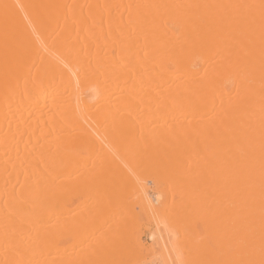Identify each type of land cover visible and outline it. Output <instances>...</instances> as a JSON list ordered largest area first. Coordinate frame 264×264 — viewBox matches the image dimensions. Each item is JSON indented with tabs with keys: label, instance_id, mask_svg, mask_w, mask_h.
<instances>
[{
	"label": "bare ground",
	"instance_id": "1",
	"mask_svg": "<svg viewBox=\"0 0 264 264\" xmlns=\"http://www.w3.org/2000/svg\"><path fill=\"white\" fill-rule=\"evenodd\" d=\"M152 197L180 264H264V0H0V264H141L63 247Z\"/></svg>",
	"mask_w": 264,
	"mask_h": 264
},
{
	"label": "rangeland",
	"instance_id": "2",
	"mask_svg": "<svg viewBox=\"0 0 264 264\" xmlns=\"http://www.w3.org/2000/svg\"><path fill=\"white\" fill-rule=\"evenodd\" d=\"M97 156V155H96ZM95 156V157H96ZM95 158L93 155H90V157H88L87 159L88 160H84L83 158H81V159H79V160H82L81 162H85V161H88V163H90V161L92 162L91 164L93 165V161H94V159L93 158ZM77 159V160H78ZM91 159V160H90ZM96 159V158H95ZM78 160V161H79ZM90 160V161H89ZM87 165L86 166H84V167H86V169H88L89 167L91 168L92 166H90V164H88L87 162H85ZM89 168V169H90ZM74 173H76V172H70V176L71 177H69V174H67V175H64L62 178H64V182H66V180L68 179L69 180V178H72V179H70L71 181L73 180V177H75L74 179H76L75 181L73 180V183L75 184H77L78 183V185H81V183L83 182H79L77 179H79V178H77V176H79V174L81 173V171L79 172H77V173H79V174H76V176L74 175ZM69 177V178H67V179H65L66 177ZM62 178H60V180H62ZM81 179H83V178H81ZM67 180V181H68ZM80 180V179H79ZM84 180V179H83ZM103 180H105V179H103ZM107 180V179H106ZM59 181V180H58ZM71 181H68V182H66V183H70ZM81 181V180H80ZM66 183H63V184H66ZM72 183V184H73ZM72 184H68L69 186L71 185L72 187H74ZM76 184H75V186H76ZM144 184H146V186H147V184H148V188H152L151 189V191L153 190V185H151L152 183L150 182L149 183V181L148 182H145ZM67 185V184H66ZM152 186V187H149V186ZM68 189L66 190V192H67V194H68V190H69V187H67ZM79 188V187H78ZM123 188V187H122ZM71 190L73 191V189L71 188ZM71 190L69 191V192H71ZM75 191H76V189H75ZM155 191V190H154ZM73 193V192H72ZM71 193V194H72ZM75 193V192H74ZM63 194V196H64V199H65V197H67L68 198V195L70 194ZM67 195V196H66ZM76 194H74V195H72V199H73V197H77V196H75ZM61 198V199H60ZM59 198V200L57 199V201H60V202H62V200H63V204H64V199H63V197H60ZM67 198H66V200H67ZM70 198V197H69ZM68 198V199H69ZM74 198V199H75ZM78 199H75V200H73V201H80V199H79V197H77ZM153 198V202H157V200L155 201V198L154 197H152ZM71 199V198H70ZM65 200V203H67V202H69V204H68V206L69 207H71V209H72V211L73 210H75L76 209V207L74 208L73 206L75 205V204H77L78 205V202L77 203H75V202H72V204H73V206H71V204H70V200L68 201H66ZM151 200V199H150ZM99 200H97L96 201V199H92V201H91V198L90 199H87L86 201H85V203L86 204H84V205H87V204H89V202L91 203V204H95V203H98L99 204V202H98ZM159 201V200H158ZM60 202H57L58 204L60 203ZM94 202V203H93ZM62 203L60 204V205H58L57 204V207L58 206H61L62 205ZM160 203V202H159ZM159 203L157 202V204H156V206H155V208H154V210H135V211H133V213L135 214H137V215H135L134 217H136L135 219H134V221H133V213H130V215L128 214V215H125V214H127L126 212H130L131 210H125L126 212H122V210H120V213H118L117 214V221L115 222V221H112V219H111V217L110 216H112V218H113V220L114 219H116V214L115 215H113V213H112V215H109V217H110V219H111V222H113V223H115V225L113 224H109V226H108V224H107V222L104 224L105 226H103L100 230H97V231H99V234L98 233H96V234H94V235H97V236H92V238H90V239H92V241L90 240V242L88 241V242H84V244L82 245V246H80V245H78V247L77 246H74V247H65V246H67V244L68 243H66V245H64V247H63V249L65 250H63V252H64V254H68V253H71V252H76L77 253V251H79L78 249H81L82 247V249H83V251H79L77 254L76 253H74L73 254V256L74 257H72V260H74L75 258H77L78 257V255L80 254V255H82L83 253L82 252H84V253H86V251H84V250H86V248H88V247H85V246H87V244L89 243H93V242H95L97 239H99V238H101V237H103L102 236V233H103V235H105L106 233H107V231H109L110 229L111 230H113V229H115V231H113L114 233H117L118 232V234H116L115 236H117L116 238H115V236H113L114 234H112V241H114V242H116L117 241V239H118V241H122V242H124L123 240H125V242H127V244L130 242V243H132L133 241L135 242L139 237V240H140V243H141V249H142V251L139 253V259H140V257H141V259H140V262L139 263H141V261H142V263L141 264H145L146 262H147V264H149V263H151L152 262V259L154 258H157L156 256H159V258H157V259H160V261H162V256H161V254L163 253V249L164 248H166L167 249V252H168V255H169V257L172 259V261L174 262L173 264H180V260H181V257L179 256V252L176 250V243H177V241H178V238L176 237V235H175V233L177 234V231H173V229H174V227L172 228L171 226H173L172 224H168V221L167 220H165L164 219V217H166L165 215H164V213L166 212V211H168V210H163V212H162V210H161V205H159ZM84 205H82L83 206V209H82V206L80 207L81 209H79V205L77 206L78 208V210L76 209L75 211H71L70 213H69V210H68V206L64 209V211H66V212H68V214L66 215V212H64V215L62 214V216L63 217H70L71 216V219H72V216H73V218L75 219V221L74 220H72V222H71V219L69 218V220H67L66 222H68V223H74V222H76V218H77V216H78V218H80V217H82V216H84V217H82L83 219L85 218V217H87L86 215H88L90 212H89V210H87L86 208L88 207V206H85L84 207ZM76 206V205H75ZM73 207V208H72ZM70 209V208H69ZM85 209H86V211H85ZM68 210V211H67ZM81 210V211H80ZM83 211V212H82ZM113 211H115V210H113ZM119 211V210H118ZM117 210L115 211V213H117L118 212ZM172 211V212H171ZM175 210H170V211H168V214H167V212L165 213L166 215H172V213H174L173 215L175 216V212H174ZM77 212V213H76ZM80 213V216H79V213ZM81 212L82 213H84V215H82L81 214ZM87 212H89V213H87ZM112 212V211H111ZM132 212V211H131ZM63 213V212H62ZM170 213V214H169ZM75 214H77L76 216H75ZM122 214V215H121ZM103 215V214H102ZM170 215V216H171ZM172 215V216H173ZM61 216V217H62ZM120 216H122V217H120ZM125 216H127V218H128V216H129V220L130 219H132V221L133 222H131V223H129L128 225H124L123 227L119 224V223H121V220L123 221L124 219H125ZM167 216V217H168ZM173 216V221L175 220L174 218L176 217H174ZM59 217H60V215H59ZM115 217V218H114ZM124 217V218H123ZM77 218V220H79ZM121 218V219H120ZM126 218V219H127ZM169 218V217H168ZM109 218H108V216L106 217V221H108L109 222V220H110ZM120 219V220H119ZM126 220V221H129V220ZM167 219V218H166ZM81 220V219H80ZM120 222H119V221ZM131 221V220H130ZM170 223V222H169ZM107 224V225H106ZM116 224H117V228H116ZM122 225H123V223H121ZM125 224V223H124ZM118 225H120L119 227H118ZM112 226V227H111ZM114 227V228H113ZM126 227V228H125ZM105 228H108V229H106L105 230ZM113 228V229H112ZM118 228L120 229H122V228H124V229H120L119 231H118ZM117 229V230H116ZM105 230V231H104ZM100 231H101V233H100ZM117 231V232H116ZM105 232V233H104ZM123 232V233H122ZM125 232V233H124ZM121 233V234H120ZM100 237H99V236ZM66 237H68V236H66ZM65 237V238H66ZM95 237H97V239L95 238ZM122 238H124V239H122ZM68 239H71L70 237L69 238H67V240ZM95 239V240H94ZM114 239H116V240H114ZM64 240V239H63ZM72 240V239H71ZM70 242H72V241H70L69 240V243ZM133 242V243H134ZM64 243H65V241H64ZM126 244V245H127ZM70 245V244H69ZM68 245V246H69ZM129 245H131V244H129ZM128 245V246H129ZM133 245V244H132ZM131 245V246H132ZM73 248V249H72ZM163 250V251H162ZM134 253V252H133ZM134 254H136V253H134ZM154 254H156V255H154ZM84 255V254H83ZM77 256V257H76ZM133 256V255H132ZM132 256H130L131 257V259H133L132 258ZM135 256V255H134ZM145 256V258H143ZM153 256H155V257H153ZM161 256V257H160ZM74 258V259H73ZM135 258H136V256H135ZM149 258H151V259H149ZM142 259H144V260H146V261H143ZM148 259H149V261L150 262H148ZM153 259V260H154ZM156 260V259H155ZM159 260H157V262H158ZM158 262V263H161V262ZM154 263H155V261H153ZM156 262V263H157ZM163 262V261H162ZM56 263H59V260H57V262Z\"/></svg>",
	"mask_w": 264,
	"mask_h": 264
}]
</instances>
